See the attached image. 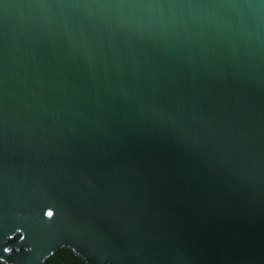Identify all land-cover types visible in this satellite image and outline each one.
Listing matches in <instances>:
<instances>
[{"label":"water","instance_id":"1","mask_svg":"<svg viewBox=\"0 0 264 264\" xmlns=\"http://www.w3.org/2000/svg\"><path fill=\"white\" fill-rule=\"evenodd\" d=\"M63 248L264 264V0H0V262Z\"/></svg>","mask_w":264,"mask_h":264},{"label":"trees","instance_id":"2","mask_svg":"<svg viewBox=\"0 0 264 264\" xmlns=\"http://www.w3.org/2000/svg\"><path fill=\"white\" fill-rule=\"evenodd\" d=\"M21 236L18 235L16 239H19ZM0 264H6L0 262ZM45 264H88L85 259L75 254L72 249L63 248L59 251H56L50 258L47 259Z\"/></svg>","mask_w":264,"mask_h":264}]
</instances>
